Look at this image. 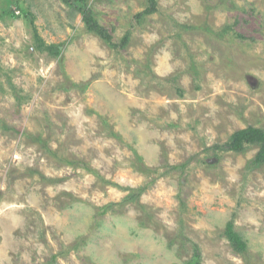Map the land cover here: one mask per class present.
I'll use <instances>...</instances> for the list:
<instances>
[{
  "label": "rangeland",
  "instance_id": "1",
  "mask_svg": "<svg viewBox=\"0 0 264 264\" xmlns=\"http://www.w3.org/2000/svg\"><path fill=\"white\" fill-rule=\"evenodd\" d=\"M85 4L0 0V264H264V0Z\"/></svg>",
  "mask_w": 264,
  "mask_h": 264
},
{
  "label": "trees",
  "instance_id": "2",
  "mask_svg": "<svg viewBox=\"0 0 264 264\" xmlns=\"http://www.w3.org/2000/svg\"><path fill=\"white\" fill-rule=\"evenodd\" d=\"M86 0H65L67 3H74L78 9L83 11L85 18L90 29L96 31L97 33L108 37L105 28L94 18L93 11L87 7L85 4ZM158 10V0H149V6L141 12V14H150ZM248 143H258L260 149L254 159L256 163L264 162V129L248 126L242 129L237 130L233 133L229 142L224 144L222 147L227 148L228 150L240 151ZM225 233L231 241L232 246L239 252H244L248 248L247 241L243 236L235 229L234 223L232 221L227 222ZM196 259H199L200 252L197 249L195 254ZM190 264V263H189ZM194 264V263H192Z\"/></svg>",
  "mask_w": 264,
  "mask_h": 264
}]
</instances>
